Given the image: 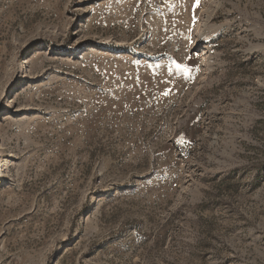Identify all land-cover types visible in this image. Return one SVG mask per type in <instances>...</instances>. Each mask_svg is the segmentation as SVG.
<instances>
[{
  "label": "rangeland",
  "instance_id": "1",
  "mask_svg": "<svg viewBox=\"0 0 264 264\" xmlns=\"http://www.w3.org/2000/svg\"><path fill=\"white\" fill-rule=\"evenodd\" d=\"M0 121V264H264V0H0Z\"/></svg>",
  "mask_w": 264,
  "mask_h": 264
},
{
  "label": "snow or ice",
  "instance_id": "2",
  "mask_svg": "<svg viewBox=\"0 0 264 264\" xmlns=\"http://www.w3.org/2000/svg\"><path fill=\"white\" fill-rule=\"evenodd\" d=\"M198 3H199V0H197V5H198ZM179 67V66H178ZM170 91V90H169ZM169 91H165L163 94L164 95H168L169 94Z\"/></svg>",
  "mask_w": 264,
  "mask_h": 264
},
{
  "label": "bare ground",
  "instance_id": "3",
  "mask_svg": "<svg viewBox=\"0 0 264 264\" xmlns=\"http://www.w3.org/2000/svg\"><path fill=\"white\" fill-rule=\"evenodd\" d=\"M8 118L5 119L7 121ZM3 126V122L0 121V127Z\"/></svg>",
  "mask_w": 264,
  "mask_h": 264
}]
</instances>
